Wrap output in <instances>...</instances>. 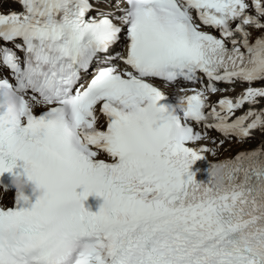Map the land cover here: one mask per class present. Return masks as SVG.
Listing matches in <instances>:
<instances>
[{
    "label": "snow or ice",
    "instance_id": "obj_1",
    "mask_svg": "<svg viewBox=\"0 0 264 264\" xmlns=\"http://www.w3.org/2000/svg\"><path fill=\"white\" fill-rule=\"evenodd\" d=\"M17 2L20 13L0 14V41L22 42L15 48L23 66L8 47L0 58L17 90L38 94L48 110L34 118L20 101L27 125L15 136L0 132V175L23 161L52 198L34 209L19 198L13 207L0 203V264H8L6 251L27 264H264V149L224 162L222 189L189 173L209 151L189 146L204 138L192 123L244 141L264 128V110L231 118L264 98V89L248 87L213 104L201 90L188 95L189 111L176 114L158 106L161 90L148 82L194 81L202 73L214 94L213 82L264 81V36L250 42L247 31H264V0H125L122 15L94 17L87 16L90 0ZM193 10L218 37L199 30ZM125 26L126 53L102 62L120 59L130 71L100 68L77 87ZM0 83L10 87L8 79ZM98 105L105 118L99 128ZM49 111L60 120L50 122ZM90 195L109 198L112 214L86 211Z\"/></svg>",
    "mask_w": 264,
    "mask_h": 264
},
{
    "label": "clouds",
    "instance_id": "obj_2",
    "mask_svg": "<svg viewBox=\"0 0 264 264\" xmlns=\"http://www.w3.org/2000/svg\"><path fill=\"white\" fill-rule=\"evenodd\" d=\"M172 83L174 80H168ZM24 100L18 96L17 93L11 87H4L0 83V132L5 137L15 136L18 129L22 124V114L20 109V101ZM26 107L31 109V105L27 100H24ZM170 111L176 114H181L189 111L188 95H185L184 89H177L175 92V104L170 108ZM46 118L56 123L60 120V114L49 111L46 113ZM210 168L207 170L209 183L215 188H224L227 184L226 169L222 161H210ZM10 175L9 185L5 188L14 190L16 198H19V202L22 206L29 208H35L37 202L40 204H46L51 198L52 193L43 183H40L30 171L22 172H7ZM83 191V190H82ZM27 193V194H26ZM30 196L35 197V202L30 203ZM102 203L99 206L98 213L107 217L112 214L114 204L107 198L102 197ZM87 250V245H85ZM4 259L8 261V264H27L22 256L17 253L15 256H11L6 251Z\"/></svg>",
    "mask_w": 264,
    "mask_h": 264
},
{
    "label": "bare ground",
    "instance_id": "obj_3",
    "mask_svg": "<svg viewBox=\"0 0 264 264\" xmlns=\"http://www.w3.org/2000/svg\"><path fill=\"white\" fill-rule=\"evenodd\" d=\"M258 32H261V34H264V31L257 30V33ZM248 108H249L248 110L251 109V110L257 111V112L264 110V100H260V101L258 100V102L256 104H253V105L249 106ZM257 130L258 131H257V133H255V135L257 134V137L261 136V140H259V141L256 140L255 150L258 148L264 149V128H258ZM247 139H250V138H247ZM248 146H250V145H248ZM225 147L226 146L224 144V146L222 147V150H220V152L224 150L223 156H229V155L233 156L234 154L244 153L246 151L245 149H248V147H246V145L244 144L243 141L237 142L235 140L231 141L229 146L226 149H225ZM216 151H217V148H216ZM220 152H217L215 157L219 156Z\"/></svg>",
    "mask_w": 264,
    "mask_h": 264
}]
</instances>
